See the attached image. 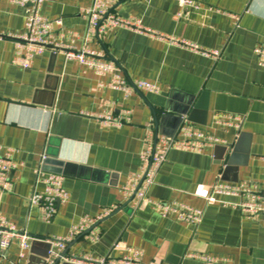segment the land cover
<instances>
[{
    "label": "crops",
    "instance_id": "0c3cea01",
    "mask_svg": "<svg viewBox=\"0 0 264 264\" xmlns=\"http://www.w3.org/2000/svg\"><path fill=\"white\" fill-rule=\"evenodd\" d=\"M195 1L197 8L178 0H118L115 15L138 18L168 37L160 39L119 27L87 36L83 9L93 0H45L42 13L62 21L55 23L57 30L74 31L78 48L103 52L129 81L161 88L126 96L107 85L109 76L66 59L63 50L36 56L30 68L19 66L12 35L25 31V8L0 0V145L14 149L19 166L13 190H0V214L35 238L25 257L14 242L2 264H39L49 252L48 240L68 236L83 218L107 210L112 211L89 228L101 238H91L87 229L68 244L60 264H84L73 259L83 255L119 258L126 248L141 250L143 264H264V215L249 217L229 203L206 201L218 181L264 180V68L254 52L264 40V0ZM170 38L218 50L221 57L216 61ZM124 108L132 110V121L120 128L86 114ZM218 113L242 115L240 132L216 125ZM185 120L226 142L201 152L170 150L147 195L204 210L198 227L163 217L146 202L127 204L123 191L143 172L147 143L179 136ZM44 155V169L63 175L70 194L51 222L30 202L44 190L35 173ZM117 242L124 247L114 248Z\"/></svg>",
    "mask_w": 264,
    "mask_h": 264
},
{
    "label": "built area",
    "instance_id": "2783aa9c",
    "mask_svg": "<svg viewBox=\"0 0 264 264\" xmlns=\"http://www.w3.org/2000/svg\"><path fill=\"white\" fill-rule=\"evenodd\" d=\"M11 3L25 8V31L22 34L12 35L16 39L15 62L22 68H30L34 59L38 55L50 51L53 54L60 50L64 51L65 58L75 60L82 66L95 71L98 76H109L110 82L107 84L114 90L123 91L129 96L134 89L143 90L149 93H159L160 86L155 82L147 80L129 81L122 74L117 64L106 56L103 52L92 50L88 47L78 48L75 44L76 33L65 28L56 29L62 25L61 20L53 21L42 13L45 0H9ZM181 6L198 7L195 0H178ZM118 0H93L88 8L83 9L88 22V35L98 36L105 33L108 28H127L138 33L156 36L160 39H168L167 36L145 27L142 21L134 17H121L112 12ZM177 16H181L178 13ZM174 44H180L197 53H201L214 60H219L221 52L209 50L197 46L194 43L183 39L170 38ZM258 58V64L264 68V40L254 49ZM104 85V83H100ZM132 110L124 108L119 113L103 111L98 113H86L95 117L101 124L112 127H122L132 121ZM244 117L239 114L218 113L215 116V124L224 128L235 127L241 130ZM223 139L216 136L210 128L197 127L189 120H185L179 136H162L156 143L148 142L145 150L141 154L143 172L135 174L130 178V183L123 187L127 199L135 200V204L146 202L163 217H174L179 221L187 222L198 227L202 222L204 210L193 208L185 204L175 202H163L154 200L147 195L148 188L154 183L159 168L167 158V154L172 149L201 152L208 147L224 143ZM14 149L5 148L0 145V190L11 192L14 188L13 173L18 169V164L13 158ZM47 155L42 157L40 166L36 169V180L44 184L42 192H35L30 198L32 204L41 206L44 219L51 222L57 212L60 202H66L70 198L69 192L64 187V176L57 173L47 172L43 163ZM220 196L236 197L237 202H223ZM132 200V201H133ZM207 204L217 202L229 203L241 210L246 216L264 215V180L261 182L243 180L237 183H227L218 181L211 186L209 195L206 197ZM107 210L99 216L93 218L86 216L81 222L75 225L70 234L66 237H57L48 240L52 243L50 258L46 264H54L56 258L61 255L68 244L78 235L91 228L104 216L111 213ZM91 238L99 240L101 234L92 229ZM35 238L26 230L18 228L4 215L0 214V264L7 259V253L14 242H17L21 257H25L30 243ZM124 245L121 242L114 244V248L120 249ZM128 253L119 258L111 257H91L83 255L80 258H73L77 262L84 264H143V252L136 248H126ZM209 262L216 261V258L203 257Z\"/></svg>",
    "mask_w": 264,
    "mask_h": 264
},
{
    "label": "water",
    "instance_id": "95a60500",
    "mask_svg": "<svg viewBox=\"0 0 264 264\" xmlns=\"http://www.w3.org/2000/svg\"><path fill=\"white\" fill-rule=\"evenodd\" d=\"M181 120H183V119L181 118ZM156 132H157V135H158V128H156ZM217 150L222 151V152L225 153V152H227L228 148L225 147V146H218V147H217ZM133 198H134V196H133L131 199L128 200V203H127V204H129V203L133 200ZM91 230H92V229L87 230L86 233H89ZM41 241H42V242H46L45 240H41ZM36 242H40V240H35L34 243H36ZM46 243H47V242H46ZM47 245H48V250H47V251L50 252V250H51V248H52V243H51V242H48ZM49 248H50V249H49ZM49 252H48L46 255H44L43 258H42L41 260H39V264H46V263H47V260H48L49 257H50ZM65 257H68V255H67V248H66L63 252H61V255H60L58 258L55 259L54 264H60V263H62V260H63V258H65ZM63 264H67V263L65 262V263H63Z\"/></svg>",
    "mask_w": 264,
    "mask_h": 264
}]
</instances>
